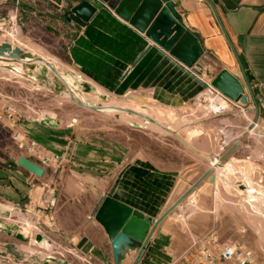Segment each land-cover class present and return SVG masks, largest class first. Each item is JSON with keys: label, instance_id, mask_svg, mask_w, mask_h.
<instances>
[{"label": "crops", "instance_id": "1", "mask_svg": "<svg viewBox=\"0 0 264 264\" xmlns=\"http://www.w3.org/2000/svg\"><path fill=\"white\" fill-rule=\"evenodd\" d=\"M69 1L76 0H0V19H8L14 11L28 31L43 28L57 36L70 64L99 87L112 93L143 92L170 107L200 96L201 106L211 104L216 113V102L204 90L213 74L224 67L239 79L246 94L241 110L233 107L250 113H242L249 127L254 121L255 129L257 120L264 122V0H171L180 23L202 50L188 68L114 14L111 2H101L76 27L65 18ZM13 126L45 152L57 154L58 160L44 166L37 176L16 161L20 154L35 160L32 154L15 144L0 152V199L41 208V221H47L48 230L90 264H113L107 234L93 217L105 194L112 190V197L153 218L208 167L195 176L189 162H183L181 169L163 167L135 153L125 142L86 136L71 123L24 116ZM232 127L221 132L238 136L241 129ZM206 178L207 182L202 179L194 188L200 209L187 216L184 226L171 214L160 219L134 264H186L183 252L187 248H192L191 256L196 247L208 245L211 234L206 232L215 227L219 213L215 204L207 202V187L214 186L215 174L212 182ZM139 244L125 247L119 264H132Z\"/></svg>", "mask_w": 264, "mask_h": 264}, {"label": "rangeland", "instance_id": "2", "mask_svg": "<svg viewBox=\"0 0 264 264\" xmlns=\"http://www.w3.org/2000/svg\"><path fill=\"white\" fill-rule=\"evenodd\" d=\"M13 13L15 14L14 11H10L8 19L6 17L0 19V45L4 42L12 45L7 34L14 25L17 32L21 34L22 42L32 43L64 63L65 67L62 70V74L66 77L69 76L68 78L72 80L71 82L75 83L82 92L89 93L94 89L92 84L94 82L91 81V83L88 78L84 77L70 64L65 48L57 36L46 32L43 28H41V32L33 27H31V31H28L16 20V15ZM20 45L16 43L14 46L20 50L26 49L25 46ZM8 68L0 64V113L2 116L0 118V152L10 149L12 144H15L16 148L26 151L23 147H19L18 143L30 139L26 138L22 132L13 129V123H18L24 116L41 120L48 119L52 123H71L78 126L86 136H104L109 138L111 142H125L135 153L163 167L181 169L183 162L184 164L189 162L192 168L191 173L194 176L207 166L213 167L209 159V153L215 152L214 160L220 165L231 163L236 170L234 172L235 176L224 173L222 168L221 170L219 168L218 171L212 170L213 174H215V182L213 183L214 186L210 184L207 187L209 190L207 202L215 204L219 215L216 218L215 227L211 229L212 231L206 232V235L211 234V238L207 243L208 249L214 251L216 250L215 248L223 243L230 242L242 249L250 250L252 258L249 264H264V244L259 238L260 236H258L259 232H257L255 226L247 219L245 214L242 213V210L244 212L249 211V206H245V201L251 202L254 198L258 199L264 195V153L262 154L261 152L262 147H264L262 146L264 145V122L257 120L255 129L254 124L256 122L253 123L248 120L253 124L251 134L248 122L242 116V113H246L245 115L250 113L242 112L232 105L229 106V109L220 113L213 112L212 108V111L204 115L207 109L206 105L201 106L199 102L200 96L196 99L192 98L182 105L170 107L157 103L143 92L112 93L101 87L103 93H105L102 99L112 100L117 105V109H126L124 111L138 116L142 121H147L148 123H150L149 118L152 117L149 112L150 105L155 108L160 107L159 110L165 109V111H168L173 109L177 113H184L185 115L200 111L201 117H199V114L197 116L199 119H194L197 120L196 123L192 120L190 124L197 125V140L199 138V141H201L202 137L205 136L212 150H208V153L202 149L200 144H197V147L193 146L189 140L194 139L187 137V132L181 134L182 138L192 147L203 152L197 153L174 135L162 134L156 130L144 128V126L118 120L117 112L111 113L96 108H89L70 100L60 101V95L58 94L60 91L59 84H56L54 90H45L31 84L23 75L10 76L7 71L10 68ZM43 76L40 75L38 77L41 78ZM194 109L196 112L193 111ZM225 119L229 121H224ZM165 125L166 123H160V126L165 127ZM232 126H237L236 128L241 129L238 136L231 137L222 133L232 131L234 128ZM16 133L18 136L14 138ZM235 140L237 141L233 147L235 149L226 154L220 163L218 160L219 156ZM34 161L37 163L36 159ZM247 171L252 174L247 176L250 180L249 185H245L244 182L246 176L243 173L246 174ZM228 176L234 179L231 182H226L229 180ZM206 177L203 180L207 182ZM212 181L213 179H211ZM196 193V189L193 188L188 197L184 196L181 198L167 213L175 218L178 225L184 226L187 222V216L192 211L200 209ZM225 197L229 198L225 199ZM173 198L174 201L176 198ZM229 199L230 202L228 203L227 200ZM0 202L13 206L9 207L0 204V264H90L82 259L77 250L68 246L63 240H58L53 232L48 230L47 221L46 223L41 221V208L37 210L27 206H18L2 199H0ZM231 202L238 203L237 205H241V208L244 207L245 209L236 210L235 207L232 208L233 204ZM175 208L178 210L175 211ZM195 249L197 250L193 251V255L186 254L185 263L196 259L194 255L198 254L199 248Z\"/></svg>", "mask_w": 264, "mask_h": 264}, {"label": "water", "instance_id": "3", "mask_svg": "<svg viewBox=\"0 0 264 264\" xmlns=\"http://www.w3.org/2000/svg\"><path fill=\"white\" fill-rule=\"evenodd\" d=\"M104 1L113 4L112 11L114 14L126 20L183 65L191 67L195 64L202 50L194 40L193 35L187 29H184L180 23L171 0H76L74 3L69 1L68 13L65 18L76 27H79L89 19L96 7ZM15 55L24 58L30 56L31 53L18 48L12 49L6 42L0 45V63L21 71L25 75H32L34 64L27 63L28 65L24 67L20 60L15 58ZM209 84L233 101L246 102V94L242 83L224 67L219 68L213 74ZM78 104L85 105L82 102H78ZM89 107L95 109V106ZM41 121L51 123L48 119H42ZM173 135L183 144L195 150L179 134L173 132ZM232 146L218 158L219 161L230 151ZM16 161L37 176L43 172L42 166L24 154H20ZM217 164L219 165V163ZM205 176L210 180L213 179L214 174L211 166H208L171 204L153 218H148L139 209L112 197L110 195L112 190L109 191V194H105L95 209L93 217L107 234L113 264H119V255L122 253V249L131 246L134 242H140L132 260V264H134L143 251V247L156 223L181 198L191 192Z\"/></svg>", "mask_w": 264, "mask_h": 264}, {"label": "bare ground", "instance_id": "4", "mask_svg": "<svg viewBox=\"0 0 264 264\" xmlns=\"http://www.w3.org/2000/svg\"><path fill=\"white\" fill-rule=\"evenodd\" d=\"M7 35L12 42V45H10V48L16 49V47L14 46V45H16V43L19 45L22 44L23 46L26 47L25 50L31 53L30 56H26L24 58H20L18 55H15V58H18L20 60V62L22 63V66L25 67L27 65V63H33L34 64V66H33L34 68L32 69V72H33L32 75H25L21 71H17V70H14L12 68H10V69L8 68L9 70H7V71L9 72L10 76L11 75H14V76L23 75L29 80V82L31 84L35 85L36 87L45 89V90L46 89L47 90L48 89L54 90L56 87V84L57 85L59 84L60 85V91L58 92V94L60 95L59 96L60 101L61 100H70V101H73L76 103L82 102L85 104V106L87 105L86 107L95 106L96 109H99L102 111H107V112H111V113L117 112L119 119L118 118H116V119H118V120H121V121H124L127 123H131V124H135V125H139V126H144V128L147 127L150 130H156L162 134L173 135V132H176L177 134H179L181 136V134H183L184 132H187L188 133L187 137L194 139V140H189L187 138L190 141V143L193 144V146L197 147V144H200L202 146V149H204L208 153H209L208 150H212V149H210V145L207 142L208 139L205 136L202 137L201 141H199V138L197 140V138H196V136H197L196 135V132H197L196 126L197 125L190 124V122L192 120H194L195 118H198L197 116L199 114H200L199 117H201L200 111L196 112L194 109L193 111H195L196 113L191 114V115H185L184 113H182V114L177 113L173 109L168 110V111H165V109L159 110L160 107L155 108V107H151V105H150L149 112L152 115V117L149 118L150 123H148L147 121H142L138 116L132 115L128 111H124L126 109H124V110L117 109L116 108L117 105H115L112 100L102 99L105 95V93H103V89L101 87H99L97 84L92 83L91 81L90 82L94 85V89L89 93L82 92V90L80 88H78L75 83L71 82L72 80L70 78H68L69 76L66 77L62 74V70L65 67L64 63H62L59 59H57V57H54L53 55L49 54L48 52H46L42 48L37 47L36 45H34L32 43L22 42L21 34L17 32L14 25L11 27V30ZM0 41H1V39H0ZM3 41H5V40H3ZM0 64L2 65V63H0ZM5 70H6V68H5ZM43 73H44V76H43ZM40 75L43 77H41V78L38 77ZM78 78H79V76H78ZM207 91H204V92H207ZM207 93H208V95L212 96L214 98V100L216 101L217 113H220L226 109H229L230 104L227 103L222 98H221V102H220V98H219L220 96L218 97V95H215L209 91ZM141 103H144V102H141ZM206 109L212 111V105L208 104L206 106ZM194 121L196 123L197 120H194ZM162 122L166 123L165 127L160 126V123H162ZM255 122L256 121H254V123ZM252 127H253V124L249 128L251 129ZM193 151L199 153V151L197 149H195ZM214 153L215 152H213L212 154L209 153V155H210L209 158H210L211 163L213 165L212 170L218 171L219 168H220V170L222 168V171L224 173L233 174V176H235L234 172L236 169L234 168V166L231 163H226L224 165H220V164L218 165L217 164L218 162L216 160H214V158H213ZM243 174H244V176H246L245 177L246 179L244 178L245 185H249L250 180L247 177L248 171L246 174L245 173H243ZM232 179H234V178L229 177V180H227L226 182H231ZM223 195H225V194H223ZM228 198L225 197V199H228ZM231 201H233V200H231ZM227 202L229 203L230 199L227 200ZM245 202H246L245 206L246 205L249 206V211L244 212V210H242V213L245 214L247 219L255 226V229L257 230V232H259L258 236H260L259 238L261 239V241L264 244V195H262L258 199L254 198L251 202H247V201H245ZM232 204H233V207L232 206H230V207H232V208L235 207L236 210L239 209V211H240L241 209L244 208V207L241 208V205L240 206L237 205L238 203L237 204L232 203ZM122 251H123V249L121 250V252Z\"/></svg>", "mask_w": 264, "mask_h": 264}, {"label": "built area", "instance_id": "5", "mask_svg": "<svg viewBox=\"0 0 264 264\" xmlns=\"http://www.w3.org/2000/svg\"><path fill=\"white\" fill-rule=\"evenodd\" d=\"M56 7H59V3L55 2ZM192 67V66H191ZM188 68V67H187ZM194 73L193 71H191ZM205 89H207L209 92L220 96L223 100H225L227 103H229L232 106H238V109L241 110V102L239 101H233L229 99L227 96L222 94L220 91L215 89L213 86L209 84V82L206 83ZM0 113V118H1ZM18 134L14 136V138H17ZM19 147H23L26 152L32 154L34 158L36 159L37 163L41 166H47L51 163H54L58 160V155L55 153H48L44 150L40 149L38 144L33 140H26L25 142H19ZM197 248V247H196ZM199 248V252L197 254L196 259H193L192 261L186 263V264H220L223 262L224 264H249L252 258V254L250 253V250H245L240 248L239 246L226 242L222 245L215 248L216 250L212 251L208 249V245L204 244L201 245ZM190 248H187L183 254L189 253Z\"/></svg>", "mask_w": 264, "mask_h": 264}]
</instances>
